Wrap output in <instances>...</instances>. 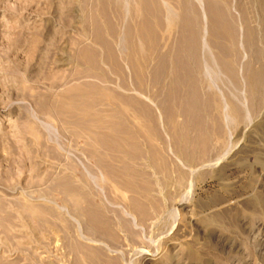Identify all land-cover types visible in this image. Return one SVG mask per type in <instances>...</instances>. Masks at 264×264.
<instances>
[{
  "label": "rangeland",
  "instance_id": "374dc122",
  "mask_svg": "<svg viewBox=\"0 0 264 264\" xmlns=\"http://www.w3.org/2000/svg\"><path fill=\"white\" fill-rule=\"evenodd\" d=\"M0 264H264V0H0Z\"/></svg>",
  "mask_w": 264,
  "mask_h": 264
},
{
  "label": "bare ground",
  "instance_id": "6f19581e",
  "mask_svg": "<svg viewBox=\"0 0 264 264\" xmlns=\"http://www.w3.org/2000/svg\"><path fill=\"white\" fill-rule=\"evenodd\" d=\"M187 1H189V0H187ZM215 7H216V6H215ZM215 7H214V8H215ZM184 9H185V8H184ZM189 9H191V7H190ZM195 9H196V8H195ZM216 9H217V8H215V10H216ZM191 11H193V10H191ZM211 11H213V8L211 9ZM217 11H218V10H217ZM217 11H216V12H217ZM219 11H221V10H219ZM185 13H186V12H185ZM195 13H196V12H194V14H195ZM219 13H220V12H219ZM221 14H222V16H224V14L222 13V11H221L220 15H221ZM225 14H226V13H225ZM189 15L191 16V14H189ZM195 16H196V15H195ZM197 16H198V15H197ZM197 16H196V17H197ZM214 16H215V15H214ZM222 16H221V19H222ZM224 17H225V16H224ZM224 17H223V18H224ZM193 18H194V17H193ZM197 18H198V17H197ZM225 19H226V18H225ZM191 20H192V19H191ZM191 20H190V21H191ZM197 21H198V20H197ZM214 21H215V20H214ZM216 21H217V20H216ZM229 21H231V20H229ZM195 22H196V21H195ZM195 22H194V24H195ZM198 22H199V21H198ZM192 23H193V22H192ZM222 23H223V22H222ZM219 24H220V23H219ZM221 25H222V24H221ZM195 26H196V25H195ZM194 28H196V27H194ZM196 29H197V28H196ZM220 30H221V29H220ZM228 31H229V30H228ZM193 32H194V31H193ZM221 32H222V31H221ZM197 33H198V31H197ZM191 34H192V33H191ZM223 34H224V33H223ZM192 35H193V36H192V37H193V43H194V44L198 43L197 41H195V40H196V38H195V35H196V34H195V35L192 34ZM225 36H226V35H225ZM196 37H198V35H197ZM230 37H231V36H230ZM194 38H195V39H194ZM191 39H192V38H191ZM228 40L231 41V38L228 39ZM231 42H232V41H231ZM232 43H233V42H232ZM210 44H211V43H210ZM190 47H191V46H190ZM217 48H218V47H217ZM195 49H196V47H195ZM195 49H194V50H195ZM87 134H88V133H87Z\"/></svg>",
  "mask_w": 264,
  "mask_h": 264
}]
</instances>
